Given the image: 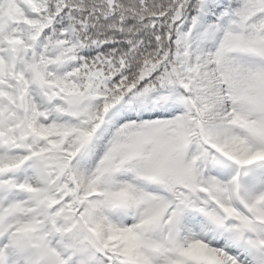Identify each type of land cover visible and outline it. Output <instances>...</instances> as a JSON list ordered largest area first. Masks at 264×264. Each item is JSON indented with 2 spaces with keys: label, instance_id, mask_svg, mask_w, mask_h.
<instances>
[{
  "label": "snow or ice",
  "instance_id": "1",
  "mask_svg": "<svg viewBox=\"0 0 264 264\" xmlns=\"http://www.w3.org/2000/svg\"><path fill=\"white\" fill-rule=\"evenodd\" d=\"M0 264H264V0H0Z\"/></svg>",
  "mask_w": 264,
  "mask_h": 264
}]
</instances>
